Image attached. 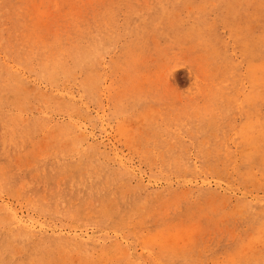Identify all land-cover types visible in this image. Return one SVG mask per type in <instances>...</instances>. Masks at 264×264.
Masks as SVG:
<instances>
[{
	"label": "rangeland",
	"instance_id": "rangeland-1",
	"mask_svg": "<svg viewBox=\"0 0 264 264\" xmlns=\"http://www.w3.org/2000/svg\"><path fill=\"white\" fill-rule=\"evenodd\" d=\"M0 219V264H264V0H0Z\"/></svg>",
	"mask_w": 264,
	"mask_h": 264
},
{
	"label": "bare ground",
	"instance_id": "bare-ground-1",
	"mask_svg": "<svg viewBox=\"0 0 264 264\" xmlns=\"http://www.w3.org/2000/svg\"><path fill=\"white\" fill-rule=\"evenodd\" d=\"M14 22V21H13ZM20 38V37H19ZM16 42V41H15ZM55 75V74H54ZM20 85V84H19ZM89 90V89H88ZM103 170V169H102ZM92 175V174H91ZM92 177V176H91ZM93 178V177H92ZM7 213V212H6ZM4 214V213H3ZM9 215V214H8ZM16 216V215H15ZM4 216L2 215V218H3ZM17 218V217H16ZM3 219H5V218H3ZM8 219V218H7ZM0 221H1V219H0ZM6 221V220H5ZM8 221V220H7ZM11 222H12V220H11ZM26 222V221H25ZM17 223V222H16ZM15 223V224H16ZM2 224V223H1ZM10 224V223H9ZM22 229V228H21ZM23 229H24V227H23Z\"/></svg>",
	"mask_w": 264,
	"mask_h": 264
}]
</instances>
